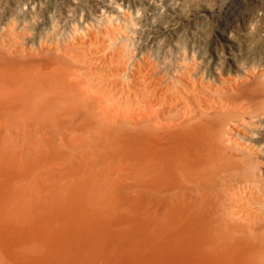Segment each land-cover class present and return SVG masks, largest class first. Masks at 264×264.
<instances>
[{"label": "bare ground", "instance_id": "1", "mask_svg": "<svg viewBox=\"0 0 264 264\" xmlns=\"http://www.w3.org/2000/svg\"><path fill=\"white\" fill-rule=\"evenodd\" d=\"M79 30L113 39L142 77L143 188L160 189L164 151L191 264L208 241L220 264H264V0H0L10 54L61 62Z\"/></svg>", "mask_w": 264, "mask_h": 264}, {"label": "rangeland", "instance_id": "2", "mask_svg": "<svg viewBox=\"0 0 264 264\" xmlns=\"http://www.w3.org/2000/svg\"><path fill=\"white\" fill-rule=\"evenodd\" d=\"M85 34L61 62L0 49V264H191L164 151L160 189L143 188L142 77L113 39ZM206 244L197 264H220Z\"/></svg>", "mask_w": 264, "mask_h": 264}]
</instances>
